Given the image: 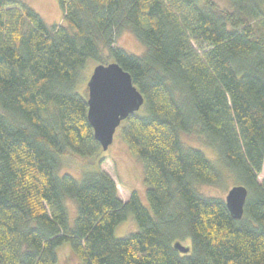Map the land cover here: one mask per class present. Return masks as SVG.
<instances>
[{
  "label": "trees",
  "instance_id": "obj_1",
  "mask_svg": "<svg viewBox=\"0 0 264 264\" xmlns=\"http://www.w3.org/2000/svg\"><path fill=\"white\" fill-rule=\"evenodd\" d=\"M224 1L58 0L62 21L48 26L0 0V264H58L64 243L80 264H264V0ZM125 31L141 55L116 46ZM103 50L144 98L120 138L142 163L149 208L135 192L122 201L105 172L57 175L59 157L102 150L75 88ZM190 133L221 169L182 142ZM226 174L247 192L240 220L197 189ZM129 214L139 231L115 238Z\"/></svg>",
  "mask_w": 264,
  "mask_h": 264
},
{
  "label": "rangeland",
  "instance_id": "obj_2",
  "mask_svg": "<svg viewBox=\"0 0 264 264\" xmlns=\"http://www.w3.org/2000/svg\"><path fill=\"white\" fill-rule=\"evenodd\" d=\"M27 3L32 9L37 12L48 26L59 25L62 21V10L58 0H22ZM219 4L221 8L230 9L228 2L224 0H212ZM116 46L122 48L126 52L133 55H141L144 52V46L135 39L131 32H123L116 40ZM113 60L109 57L107 51H102L100 61L88 60L81 71V80L75 88V92L83 97H87V83L95 66L102 64L107 65ZM139 115L144 113V107L136 112ZM124 122L116 129L112 144L107 150H101L95 157L86 160L72 154L61 156L60 169L57 175L59 177L68 174L77 182H82L85 173H100L105 172L115 181L118 196L122 201H127L130 195L135 192L141 203L149 208L146 199L145 183L143 181V166L140 159L130 153L127 146L120 138V130ZM181 140L186 146H190L201 151L205 157L216 167L221 169V165L217 159L216 153L205 146L202 138L195 134H181ZM226 182L218 187L202 185L198 186V191L212 198H220L225 200L228 191L234 186L233 179L227 177ZM260 182L264 181V164L261 173L258 175ZM71 201L66 202V207L69 213V221L71 226L77 216L76 206ZM139 227L132 214H129L127 219L115 228V238H123L127 235L136 233ZM188 242H186L187 244ZM184 245V244H183ZM58 264H80L79 258L73 253L69 243L62 244L57 249Z\"/></svg>",
  "mask_w": 264,
  "mask_h": 264
},
{
  "label": "water",
  "instance_id": "obj_3",
  "mask_svg": "<svg viewBox=\"0 0 264 264\" xmlns=\"http://www.w3.org/2000/svg\"><path fill=\"white\" fill-rule=\"evenodd\" d=\"M87 91V120L94 139L105 151L112 144L116 129L140 109L144 98L131 76L116 62L97 65L88 80ZM246 197L242 186H233L225 197V205L235 220L242 218ZM174 248L181 253L189 251L180 243Z\"/></svg>",
  "mask_w": 264,
  "mask_h": 264
}]
</instances>
